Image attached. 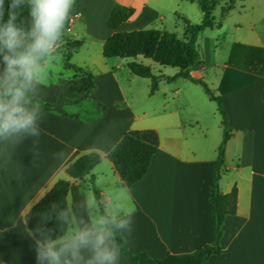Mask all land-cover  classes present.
<instances>
[{
    "label": "crops",
    "instance_id": "crops-1",
    "mask_svg": "<svg viewBox=\"0 0 264 264\" xmlns=\"http://www.w3.org/2000/svg\"><path fill=\"white\" fill-rule=\"evenodd\" d=\"M115 2L136 10L120 31L143 30L137 28L141 20L165 18L160 8L149 6L150 0H113L111 7ZM235 12L239 19L231 37L226 32H213L222 30V22L220 28L201 34L197 43L204 66L196 63L191 70L193 77L199 75L222 99L233 129L220 189L229 194L237 188V211L225 218L220 246L226 253L212 256L207 264H264V0H236L234 9L222 17ZM111 35L108 29L103 45ZM113 65L120 67L117 61ZM107 78L112 89L100 87L97 78L96 96L116 113L114 118L106 111L95 122L87 123L44 112L38 155L31 150L33 138L16 146L0 145V264H36L33 241L20 222L21 210H31L67 177V168L88 153L103 157L92 172L101 198L106 191L121 188L130 193L124 203L133 210V231L127 237L132 252L146 251L154 259H164L191 254L214 243L209 181L223 132L222 137L216 131L210 138L202 108L191 98H183L190 81L179 78L183 82L179 83V99H184L186 109L192 108V117L186 118L180 112L179 117H167L165 111L160 116L138 114L133 110L134 97L127 98L117 77ZM106 91L112 93L110 103L102 98ZM126 115L123 123L121 118ZM149 129L159 134V151L146 176L127 188L108 155L129 130ZM89 195H93L90 177L72 182L68 205L75 208ZM120 264L130 263L121 256Z\"/></svg>",
    "mask_w": 264,
    "mask_h": 264
},
{
    "label": "trees",
    "instance_id": "trees-1",
    "mask_svg": "<svg viewBox=\"0 0 264 264\" xmlns=\"http://www.w3.org/2000/svg\"><path fill=\"white\" fill-rule=\"evenodd\" d=\"M85 0H76L74 9ZM197 2L203 13L201 24H192L183 19L185 34L179 38L176 33L166 30L143 29L134 31H120L121 25L127 23L136 13L132 7L115 3L107 19V27L112 35L105 41L102 54L105 59L120 58L127 60L128 69L136 76L151 80L150 94L154 95L159 89V83L164 77H157L150 67L145 66L139 59L151 60L161 66L178 68L180 72L167 78L172 82L177 78H184L194 84L200 85L207 96L218 105L222 117L223 139L218 149V156L212 163L209 181L210 203L214 224L215 241L211 246L200 248L191 254L171 255L164 259H154L146 251L132 252L125 244L122 256L130 264H207L215 255L226 253L220 246L224 233V222L228 215L237 211L238 190L234 188L231 193L223 194L220 182L224 173L226 162V146L233 136V129L229 125L227 112L222 99L206 84L203 79L195 78L191 70L196 63L204 66L203 55L198 46V39L206 29L220 28L214 12L220 0H190ZM222 9V16H226L234 9V0ZM9 0H5V19H7ZM73 9V10H74ZM21 21H26V11L18 13ZM70 18L66 22L61 40L66 38L70 30ZM66 70H73L74 76L70 80H60L57 97L54 102L43 101V112L54 113L71 120H82L93 123L105 115L106 108L96 96L97 84L95 75L88 70L78 68L68 63ZM264 103V91L262 93ZM160 147L159 134L155 130H129L115 146V150L108 155V160L113 164L116 173L121 178L124 186H131L140 182L148 173L153 157ZM103 157L98 153H88L79 157L66 170L67 177L59 180L51 190L31 208L33 214L43 210L52 202H57L61 207L68 206L67 197L72 182H82L90 177L91 190L98 199L100 191L96 188L95 177L92 172L101 164ZM36 217L29 222L32 227ZM51 226V225H50Z\"/></svg>",
    "mask_w": 264,
    "mask_h": 264
},
{
    "label": "clouds",
    "instance_id": "clouds-1",
    "mask_svg": "<svg viewBox=\"0 0 264 264\" xmlns=\"http://www.w3.org/2000/svg\"><path fill=\"white\" fill-rule=\"evenodd\" d=\"M75 5L76 0H9L5 19L0 0V145L33 138L31 150L39 154L42 88ZM24 11L27 19L21 21L18 13ZM129 197L121 188L100 199L89 195L75 208L52 202L35 214L22 209L20 222L33 241L36 264H120L134 225L133 210L124 203ZM33 215L36 222L28 227Z\"/></svg>",
    "mask_w": 264,
    "mask_h": 264
},
{
    "label": "rangeland",
    "instance_id": "rangeland-1",
    "mask_svg": "<svg viewBox=\"0 0 264 264\" xmlns=\"http://www.w3.org/2000/svg\"><path fill=\"white\" fill-rule=\"evenodd\" d=\"M112 1L88 0L87 3H80L76 7L77 11H74L75 8L71 12L69 17L71 28L67 32L66 38L60 41L56 49V59L49 69L47 85L42 88V100L54 102L57 97V88L60 80H70L73 78L74 71L66 70V65L70 63L78 68L91 71L96 79H99L100 87H103L105 90L112 89V81L107 77H117L127 94V98L131 99V96L134 97V101H132L133 110L138 114L145 112L150 116H160L165 111L164 114L167 117H179V112L182 117H192V108L186 109L183 103L184 99H179V83L183 82H179V78L172 82L167 81V78L174 77L180 72L178 68L161 66L151 60L139 59V62L151 68L155 76L164 77L159 83L158 91L154 95H151V80L134 75L128 69L127 60L120 58L109 60L103 57L102 38L108 31L106 22L110 14L109 12L113 8L111 7ZM229 4H231L230 0H220L214 12V18L217 23H223V28L220 31L214 30V33L222 34L226 32L230 35L235 20L239 19L236 12L223 19L222 9ZM149 6L160 8L165 17L164 20H141L142 22L137 25V28L166 30L176 33L179 38H183L185 31L183 19L189 20L194 25L201 24L203 20V13L199 4L190 0H150ZM236 7L240 10L239 2L236 3ZM150 21H152L151 25ZM220 42L222 43L223 40L220 39ZM115 61L120 64L118 69H116L118 65H113ZM196 77L201 78L199 75H196ZM186 85V92L183 98H191V102L202 108L209 127L210 138H213V133L216 131L222 137V117L218 111V105L210 100L200 85L192 82H186ZM102 98L110 103L112 93L106 91ZM106 109L107 113L114 118L116 113H111V108L107 107ZM126 118L127 115L121 118L123 123H126Z\"/></svg>",
    "mask_w": 264,
    "mask_h": 264
}]
</instances>
